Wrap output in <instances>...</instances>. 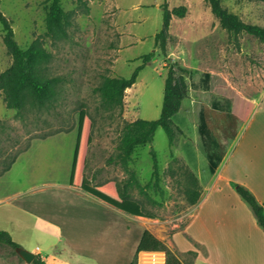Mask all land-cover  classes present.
<instances>
[{
	"label": "rangeland",
	"instance_id": "rangeland-1",
	"mask_svg": "<svg viewBox=\"0 0 264 264\" xmlns=\"http://www.w3.org/2000/svg\"><path fill=\"white\" fill-rule=\"evenodd\" d=\"M165 2L170 8L188 7L186 16L171 18L166 54L161 41L155 40L163 28ZM222 2L243 20L264 26V1ZM49 3L50 0H0V12L11 20L19 44L26 47L39 39L53 54L47 67L49 75L59 78L58 94L50 105L30 107L21 115L8 106L0 89V172L15 159L11 168L0 174V229L9 231L21 247L34 251L39 245L42 255H48V264H61L66 258L70 264L78 260L91 264L92 257L83 253L78 242L92 235L90 226L96 230L99 219L81 220L79 208L85 212L82 199L60 187L68 181L80 111L85 108L94 121L96 148L102 150L100 162L102 158L112 160L111 163L121 159L117 146L126 133V124L137 118L160 117L165 65L172 62L189 68L188 83L195 98L208 90L206 73L217 72L255 101L252 122L232 114L231 100L217 95L203 96L202 109L192 113L202 110L206 153L217 160L225 157L242 174L256 166L260 171L264 169V41L246 32L226 30L207 0H61L68 13V34L54 39L46 34ZM2 26L0 21V73L13 63ZM151 51H155V56L127 89L124 105L106 106L97 90L103 80L108 76H131L143 63V56ZM174 121L186 126L196 148L201 146L195 143L198 129L189 123V118V124H185L177 113ZM180 136L179 133L172 146L160 127L152 142L139 146L133 159L120 165L125 194L139 199L142 211L155 216L148 222L153 231L148 229L187 264L193 260V254L180 251L177 246L186 248L193 241L186 235L187 232L193 237L190 231L184 230L195 215L190 192L197 186L184 161L183 148L178 143ZM153 151L159 162L157 176L153 175ZM235 186L234 182L223 188L216 184L207 190L199 184L203 191L201 200H229V204L235 205L239 200L245 201ZM86 208L102 214L92 204ZM48 220L63 230V238L57 241L59 246L54 251L58 238L56 228L45 224ZM117 223L123 233H130L135 244L136 236L143 232L142 224L125 217ZM0 252L17 262L33 264L20 259L8 246L0 247ZM167 259L165 251H141L133 258L135 264H166ZM193 264L214 263L204 254H197Z\"/></svg>",
	"mask_w": 264,
	"mask_h": 264
},
{
	"label": "trees",
	"instance_id": "trees-1",
	"mask_svg": "<svg viewBox=\"0 0 264 264\" xmlns=\"http://www.w3.org/2000/svg\"><path fill=\"white\" fill-rule=\"evenodd\" d=\"M212 12L219 19L221 25L228 31L234 33L246 32L261 41H264V26L257 23H250L243 20L237 13L229 10L222 0H207ZM264 1V0H256ZM164 7V24L162 30L156 34V43L161 41L164 54L167 52L166 41L172 16L184 17L187 14V5H179L170 8L167 2ZM0 21L4 42L9 53L13 57L10 67L0 73V89L5 93V99L9 107L17 109L21 115L24 110L41 108L51 104L58 94L59 78L48 73V63L53 54L41 43L39 39L34 40L30 45L23 47L15 38V32L11 20L0 12ZM46 34L54 39L65 38L68 34L67 25L69 23L68 13L64 10L61 0H50L49 10L46 17ZM155 56V51H151L143 56V63L139 65L131 76H108L97 88L103 102L108 107L124 105V98L127 89L132 87L144 66ZM166 79L164 88V102L162 112L157 119L137 118L133 122L126 124V133L120 144L117 146L118 157L126 164L132 160L133 154L141 145L153 141L155 132L162 127L167 133L170 143L173 144L175 138L183 133L181 127L174 121V116L180 111L183 100L188 96L190 87L188 83L189 68L172 62L165 65ZM209 90L217 96L231 100V112L242 120H246L252 113L255 102L249 97L241 94L231 83L220 73H206ZM1 125V124H0ZM204 124L202 123V126ZM94 121L85 108H82L79 115L77 145L75 149L74 164L70 184L78 186L86 191L110 202L119 209L140 216L154 218L155 216L142 211L141 205L130 198L124 192L122 203L105 197L102 193L91 187L84 173L86 165L87 149L93 139ZM154 171L153 175L159 174V162L157 154L153 151ZM13 159L7 164L0 174L11 168ZM189 175L193 179L197 188L190 192L192 204L198 202L201 197L199 189V179L190 171ZM236 190L241 197L251 206L259 224L264 227V205L256 195L245 185L236 183ZM8 246L14 253L21 245L16 242L11 233L5 229H0V247ZM141 251H165L167 255L166 264H186L177 257L175 251L170 249L163 241L155 236L149 229L143 232L141 240L136 249L135 258ZM193 260L187 264H193L197 257L195 250H190ZM20 259L22 257L20 256ZM33 264H48L40 254H37ZM131 264H135V260Z\"/></svg>",
	"mask_w": 264,
	"mask_h": 264
},
{
	"label": "crops",
	"instance_id": "crops-1",
	"mask_svg": "<svg viewBox=\"0 0 264 264\" xmlns=\"http://www.w3.org/2000/svg\"><path fill=\"white\" fill-rule=\"evenodd\" d=\"M190 93L192 96L190 94L189 96L194 97L191 90ZM207 95L211 98L215 97V94L212 93L209 88L208 90L206 89L204 92L199 93V97H194V101L187 96L183 100L181 109L178 112L184 123L187 121V118H189V123H194L195 127H197L198 136L195 143L201 144V146L199 145L200 147L198 146L197 148V145H193L186 133V129L184 128L186 126L182 127L180 125L181 122L179 121L180 123H178V125L183 130V133L180 134L181 136L178 143L180 148H183L184 157H182L184 158L185 163L190 171H192L199 179L202 189L203 187H206L208 190L216 186V184H219V187L223 188L230 186L232 182L235 184L240 183L248 187L264 205V169L260 171L256 166L252 171L247 170L249 171L247 174L246 172H243L242 174V172L237 171L238 169L236 165L230 166L225 157H221L217 160L214 159L215 156H213V154H210L209 152L206 153V151L203 150V146H206V141L204 140L206 132L204 133L202 126V110L199 113H192V110L196 111L198 108L202 109L201 105L204 104L203 96ZM255 109L256 103L252 113L246 119L247 121L252 122L251 117ZM182 110L184 111V114L182 113ZM238 118L242 120L240 117ZM207 138H209V136H207ZM175 141H177V138H175ZM96 144V138L93 134L92 142L87 149V159L84 169L86 178L91 187L102 193L105 197L122 203L125 192L121 178L122 169L120 164L122 160L117 159L111 163L112 160L108 161L104 158L105 160L103 161L102 158V162H100L102 150L96 148ZM76 145L77 138L74 145L68 181L67 183L60 184V187L69 189L74 196L82 199L81 201L83 202L81 204L85 208V212L79 208L80 214L82 215V217H80L81 220L87 222L88 219V222H90V220L93 219L96 222V218L99 219L97 220L99 224L97 225L96 230L92 225L90 226V229L93 230L92 235H87L82 243L78 242V245L82 244L83 253L92 257L91 264H131L143 232L148 228L153 231V228L151 227L152 224L148 223L151 218L127 213L85 189L71 185L70 180L72 176ZM171 145L175 146L174 143ZM134 200L141 205V208H143V204L139 199L134 198ZM229 203V200L216 201L209 200L208 198L201 200L200 197L198 202L195 203V215L191 217L189 224L184 230L186 231L187 228L190 231L193 237L187 232L186 235L192 238L193 241L188 244L186 248H182L179 245L176 246L183 252L194 249L198 256L204 254L208 259H211V262L213 261L214 264H264V227L259 224L254 211L247 202L239 200L236 205L234 203ZM91 204L98 210H101L102 214L88 211L86 207ZM123 217L135 222H140L143 226V232L141 235L136 236L135 244L134 240L130 237V233H123L120 229L121 225H117V222H121ZM45 224L48 227L51 226L56 228L55 233L58 239L54 241L55 248H52L54 251V249L59 246L57 241H60L63 238V230L60 225L53 224L51 220H48ZM96 239H98L99 243ZM128 243L130 244L129 247L126 246ZM52 245L53 244L51 243V246ZM195 248H198V250ZM41 250L42 248L38 245L34 251L47 261L48 255H42ZM59 251L61 252L62 250L59 249ZM66 259L62 261L63 263L61 262V264H70ZM0 264L26 263L17 262L10 255L2 254L0 252ZM76 264L89 263L78 260V263Z\"/></svg>",
	"mask_w": 264,
	"mask_h": 264
},
{
	"label": "water",
	"instance_id": "water-1",
	"mask_svg": "<svg viewBox=\"0 0 264 264\" xmlns=\"http://www.w3.org/2000/svg\"><path fill=\"white\" fill-rule=\"evenodd\" d=\"M17 253L28 263H32L37 256V254L34 251H31L24 247H19L17 249Z\"/></svg>",
	"mask_w": 264,
	"mask_h": 264
},
{
	"label": "built area",
	"instance_id": "built-area-1",
	"mask_svg": "<svg viewBox=\"0 0 264 264\" xmlns=\"http://www.w3.org/2000/svg\"><path fill=\"white\" fill-rule=\"evenodd\" d=\"M160 259H162L161 261H163L164 260V257H161ZM159 263H162V262H159Z\"/></svg>",
	"mask_w": 264,
	"mask_h": 264
},
{
	"label": "bare ground",
	"instance_id": "bare-ground-1",
	"mask_svg": "<svg viewBox=\"0 0 264 264\" xmlns=\"http://www.w3.org/2000/svg\"><path fill=\"white\" fill-rule=\"evenodd\" d=\"M193 111V110H192ZM144 257H146V256H144ZM161 258V257H160ZM157 262V261H156Z\"/></svg>",
	"mask_w": 264,
	"mask_h": 264
}]
</instances>
